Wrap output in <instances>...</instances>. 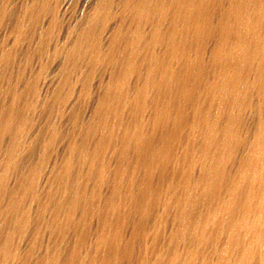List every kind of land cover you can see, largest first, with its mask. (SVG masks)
<instances>
[{"label":"bare ground","instance_id":"bare-ground-1","mask_svg":"<svg viewBox=\"0 0 264 264\" xmlns=\"http://www.w3.org/2000/svg\"><path fill=\"white\" fill-rule=\"evenodd\" d=\"M0 264H264V0H0Z\"/></svg>","mask_w":264,"mask_h":264}]
</instances>
